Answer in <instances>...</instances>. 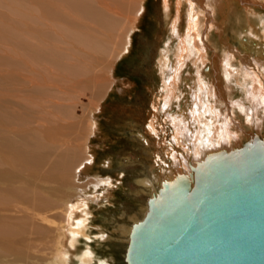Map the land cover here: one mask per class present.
I'll return each mask as SVG.
<instances>
[{
	"label": "rangeland",
	"instance_id": "rangeland-1",
	"mask_svg": "<svg viewBox=\"0 0 264 264\" xmlns=\"http://www.w3.org/2000/svg\"><path fill=\"white\" fill-rule=\"evenodd\" d=\"M177 1L170 0L171 19L163 14L162 0H0V173L6 172L0 176V256L8 261L4 264H47L49 260L50 264H126L123 255L129 241L117 229L131 226L135 222L133 215L142 216L151 197L141 192L136 180L141 174L153 177L156 172L151 168L153 151L168 158L158 143L160 134L151 135L148 145L139 134L147 128L150 116L155 112L162 115L165 93L156 68L161 49L169 40L171 58H176L173 52L177 38L171 34V25ZM145 4L147 14L142 19ZM188 4L184 2L181 11L182 35L188 25ZM225 4L222 10L220 5L203 3L195 11L199 36L209 47L204 73L212 74L211 60L222 56L228 47L234 57L237 55L233 67L241 56L264 61V0H231ZM243 17L255 22L260 36L249 34L250 25ZM195 67L188 61L185 73L191 69L196 72ZM257 71L256 76L264 80V69ZM249 79L253 81L250 75ZM185 88V93H180L183 104ZM234 93L237 98L243 96L240 86ZM179 102L180 99L174 103V109H178ZM36 112L47 116L50 133L56 136L45 165L47 170L49 161L60 158L54 165L57 179L51 182L62 195L65 187L61 177L67 175L69 166L75 169L73 179L78 182L71 189L67 186L72 196L66 204L49 213L43 211L48 220L32 213V199L37 196L34 186H44L43 181L31 177L33 173L27 176L32 182L21 185L28 187L24 194L29 199L24 202L13 193L22 178L17 173L11 175L5 159L8 146L2 140L6 133L15 134L12 126L5 125V118L18 122L14 118ZM238 115L232 110L229 119L240 122L231 126L240 134L248 125ZM162 118L159 121L164 127H159L160 132L170 138L169 123ZM20 122L14 124L32 136L35 123ZM65 140L81 148V155L75 157L66 146L61 147ZM234 140L236 148H241L243 140ZM179 147L183 150L184 144ZM21 148L26 153L34 152L29 137ZM35 151L41 152L38 146ZM107 158L113 160L111 167L102 165ZM24 161L35 166L31 156ZM91 162L93 166L89 168ZM93 177L113 178L105 197L96 192L103 189H96ZM40 194L38 198L43 200L46 192L41 189ZM53 194L54 200H61L59 193ZM75 208L77 222L72 226L69 217ZM62 253L64 260L60 258Z\"/></svg>",
	"mask_w": 264,
	"mask_h": 264
},
{
	"label": "bare ground",
	"instance_id": "bare-ground-1",
	"mask_svg": "<svg viewBox=\"0 0 264 264\" xmlns=\"http://www.w3.org/2000/svg\"><path fill=\"white\" fill-rule=\"evenodd\" d=\"M227 1L230 2L231 0L177 1L176 16L172 21V32L174 35L173 37L177 38V47L175 46L176 50L175 52H173L176 58H171V50L170 48H168L161 53L158 61V67L163 79L161 87L163 93H165L164 100L161 103L160 107L162 115H159L157 114V112H155V114L150 116L146 128L147 130L144 128V132H140L139 134V136L143 138L144 142H147V145L150 144L152 140L151 135L158 136L160 134V136H158L160 138V141L158 142L159 145L162 147V149H164V152L168 156V158H170L175 164H178V166L185 172L189 171L190 159L191 163L193 165H196L198 161L201 162L202 160L208 158V156L219 154L222 151L226 150V152L231 153L240 150V148H236L233 140L236 139L238 143L239 141L242 142L241 140H243V132L239 134V131L233 132L231 130L232 124H240V122H237L235 120H233V122L230 121L232 110L237 111V113L239 114V119L240 121H242V123L243 121H245L247 125L256 124V126L259 127L264 124V80L259 79L255 74V71H257L260 67L264 69V61H262L259 57L251 59L249 56H241L239 64L237 66L234 65L233 67L232 63L237 55H235L234 57V53L232 52L231 47H228L227 51H223L224 53L222 54V57L220 56V54H216L218 56L215 57L214 60H211V63L213 65L212 74L204 73L205 70L203 66L206 63L205 56L207 55V49L209 47L205 46L203 39L199 36V31L197 30L198 18L195 15V11L197 10L199 4L202 5L203 3H207V5L211 6L220 5L221 9L224 10V8L226 7L225 3ZM184 2L189 3L188 5L190 12L188 13L187 18V28L182 35L179 34V27L181 25L180 18ZM143 9L144 14L147 10L145 5ZM163 11L167 18L172 19V4L170 0H164ZM243 19L246 20L245 17H243ZM246 21L250 25L249 34L255 37L260 36L259 31L254 26L255 22H253L251 19H247ZM262 30L264 34V26ZM203 49L206 50L205 54L202 52ZM188 61L193 62V64L196 66V72L192 71L191 69L187 72V74L185 73V67L188 65ZM220 66L222 71L220 70ZM243 71L245 72V74ZM248 75L252 76V82L250 79L247 80ZM184 86H186L185 89L187 94H185L184 96V98H186V101H184L183 104L181 103L182 98L180 96V93L185 91ZM239 86L243 90V96L237 98L235 96L236 93L234 92L237 91V88ZM155 93L158 92L156 91ZM178 99H180L179 104H177L179 105L177 107L178 109H174V103H176ZM153 107H157L156 103H154ZM160 116L164 119L166 118L167 120H165L169 123L168 127L171 131V137L169 136L170 138H166L165 134L160 132L159 127L161 125V127H164V123H160L159 121L161 118ZM14 119L18 122L21 121V124L35 123V127L31 136L27 134L30 133V131L28 132V130L25 129L22 130L20 129V127H17L14 124L18 122H13L9 120V118H5V125L7 127L12 126L15 133H6L2 138L3 143L8 146L9 151V155H6L5 157L6 163L11 168V175L13 173H17L19 174L18 177L21 176L22 178V180L16 182L18 183L16 185L17 188L13 193L19 199L26 202L27 200L25 199L29 198L25 196L24 190H26L28 187H21V185H24L26 182L31 181V177H35L36 179H40L41 181H43L44 186H34L33 192H35L37 196L33 198L32 201L35 204L39 203V206L36 207L34 203L32 204L34 205L33 207H35L39 211V213H36L35 208L32 210V213L41 216L43 220H48L49 217L46 215L47 211L49 213V211L55 207L60 208L61 204H66L67 199H71L72 193L69 191V189H71L73 185L75 186L78 184V182L73 179L76 173L75 169L69 166L67 175L61 177V184H63V186L65 187H63L64 190H61V193L63 195L62 196L60 194L59 187L54 186V182H51L57 179L54 165L59 163L60 158L49 161L50 164L47 168L49 173L45 175V172L47 171L45 165L48 163L46 158H49L50 155H47L52 151V146H54V143L56 142V136L50 133L51 126L48 123L47 116L43 113L36 112L35 114H30L29 117H16ZM91 126V130L92 132H94L95 127H93V124ZM238 128L243 131L242 127ZM165 131L168 130L166 129ZM40 134H43V137H41ZM28 137L30 139V142L33 143L34 152L32 153H26L25 150L21 148V146H24V144H26V139ZM40 137L42 138L41 140ZM137 139L140 140L139 138ZM182 143L184 144L183 150L187 153H183V150L180 149L179 145H181ZM36 146H38V148L41 150L40 153H36ZM62 146H66V150L70 152L72 151L75 154V157L81 155V148H78L74 144H70L69 141L65 140V142L61 144V147ZM153 152L154 159L151 168H153L154 171L156 170L157 173L154 172L153 177L151 175L147 176V174H141L136 182L138 186L141 187V192L144 191L151 197L159 198V189L164 188L165 185L169 184L168 182L172 181L176 170L164 165L166 164V160L161 155L163 153L160 154L159 151V153H156V151ZM27 156H31L32 160L35 161L34 167L25 164L24 158ZM62 162L68 164L67 159L62 158ZM92 164L93 162H91L88 167H92ZM112 164L113 160L107 158L104 160L102 165L111 167ZM4 173L6 172H2V174L0 173V176L4 177ZM32 173L33 175L31 177H27ZM11 175L9 176V178H12ZM92 179L95 182L94 185L96 186V189L100 186L101 189H103L101 192L97 190L96 192L99 194V196L105 197L104 194L108 192L110 184L113 183V178L93 177ZM37 184H39V182ZM67 186L69 187L68 190ZM37 189H39V192L36 191ZM41 189L46 192L43 200L42 198H38L40 197L39 194ZM54 192L60 194L61 200H59V198H57V200H54V198L56 197L53 194ZM76 209L77 208H75V210L69 217V223L72 226H76L75 223L77 222L75 220V217H77V215L75 214V212L77 211ZM147 210L148 208L141 212V214H143L142 216H139V214L137 213L136 215H133L131 219H133L135 223L141 222L142 219L145 218ZM117 230L119 233H121L122 236L128 238V241H130V233L132 230L131 226L127 224L121 225ZM7 234L10 235L9 233ZM64 254L65 253H62V255H60L61 259L64 258ZM0 257H3L0 260V264H4L5 262L8 263L7 259H4V256ZM11 264H14V262H11ZM47 264H50V260Z\"/></svg>",
	"mask_w": 264,
	"mask_h": 264
},
{
	"label": "water",
	"instance_id": "water-1",
	"mask_svg": "<svg viewBox=\"0 0 264 264\" xmlns=\"http://www.w3.org/2000/svg\"><path fill=\"white\" fill-rule=\"evenodd\" d=\"M242 139L188 172L166 159L174 178L131 224L126 264H264V124Z\"/></svg>",
	"mask_w": 264,
	"mask_h": 264
},
{
	"label": "crops",
	"instance_id": "crops-1",
	"mask_svg": "<svg viewBox=\"0 0 264 264\" xmlns=\"http://www.w3.org/2000/svg\"><path fill=\"white\" fill-rule=\"evenodd\" d=\"M163 2H164V0H162ZM145 6H146V8H147V4H145ZM147 14V10H146V12L144 13V14H142V19H144V17H145V15ZM163 14L165 15V13H164V11H163ZM166 17V16H165ZM167 18V17H166ZM155 19H156V17H155ZM157 22V21H156ZM171 34L173 35V32H172V25H171ZM134 37H135V35H133V42H132V47H133V45H134ZM170 44H171V40H169V41H167V43H166V45L161 49V52H160V55H161V53L163 52V51H165L166 49H168L169 47H170ZM132 49V48H131ZM222 57V56H221ZM122 58H124V57H122ZM121 58V59H122ZM160 58V57H159ZM158 69V70H157ZM156 70L159 72V74L161 75V81L163 82V79H162V74H161V72H160V70H159V67L157 66V68H156ZM147 88L148 89H150V85H148L147 86ZM119 90L120 91H123L124 90V88L123 87H119ZM153 93H155L156 92V90H153L152 91Z\"/></svg>",
	"mask_w": 264,
	"mask_h": 264
}]
</instances>
